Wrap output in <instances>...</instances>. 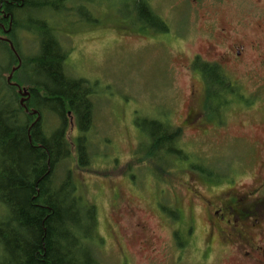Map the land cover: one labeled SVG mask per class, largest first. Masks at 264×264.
<instances>
[{"label":"rangeland","instance_id":"374dc122","mask_svg":"<svg viewBox=\"0 0 264 264\" xmlns=\"http://www.w3.org/2000/svg\"><path fill=\"white\" fill-rule=\"evenodd\" d=\"M68 2L54 9L62 11L66 8V15L56 14L50 22L64 35L63 45H68L70 49H67L71 50V55L66 57L70 65L69 72L94 83L98 93L93 109L96 137L89 147L94 171L76 174V181L87 200L98 211V233L103 239L99 258L104 264H227L224 256L217 253L212 255L214 258L210 262L192 256L187 247L188 250L176 246L165 249L168 226L151 208V201L160 200L161 194L156 195L157 191L166 188L172 190L174 187L186 202H189L191 195L194 196L195 191L208 195L200 182L187 179L196 180L200 176L197 172L186 170L190 159H177L176 167L179 168L166 175L167 181L164 182L159 179L165 178L158 179L153 175L151 168L147 167L149 164H137L134 159L140 140L145 141L146 133L149 132L150 127L145 129L149 120L162 122L168 118L171 127L178 128L189 103L187 76L181 71L180 65L192 55L195 47L201 46L199 40L205 37L204 33L198 27L194 29V37L179 50L161 47L160 41L147 43L144 36L122 38L115 35L111 26L131 34L144 33H137L140 27L131 26L130 18L122 19V16L116 15L122 13L126 3L96 0L90 10H93V18H99L98 23L104 25L98 29V23H88L81 16L80 9ZM172 2L177 1L152 0L157 14L166 16L170 27L180 31L182 24L188 21L189 6L179 2L175 12H171L169 5ZM223 7L229 11L226 0ZM97 11L99 14H96ZM29 16L40 20L48 15L36 12ZM74 30L79 31L72 33ZM32 38L28 34V37L20 40V48L27 56L35 52V43L27 40ZM5 60V54L0 52V64ZM246 67L249 69H243ZM239 69L242 70L230 71L228 77L238 84L239 89L242 88V97L237 98L228 93L223 97L233 100L226 112L224 127L213 129L211 124L205 123L210 118H198L180 130L179 142L181 148L192 157L191 161L220 168H235L234 174L242 171L237 176L239 182H248L258 173L264 161V71H252L251 66ZM240 98L243 103H239ZM215 103L218 105L220 102L214 100L213 105ZM245 105L254 107L243 108ZM198 126L208 132L200 133ZM76 131L71 118L68 137L72 138ZM182 171L184 173L177 177L180 180L175 179L176 173ZM162 201L166 200L163 198ZM128 210L132 211L129 215L126 214ZM200 212L198 210L197 213ZM140 221L149 230L143 233L132 231L130 224ZM195 221L200 247L193 252L197 253L203 249L205 220L196 218ZM151 232H155L154 238L150 237ZM142 238L149 239L151 244L139 250ZM153 247L155 250L151 252ZM181 251L183 254L179 255Z\"/></svg>","mask_w":264,"mask_h":264},{"label":"trees","instance_id":"16d2710c","mask_svg":"<svg viewBox=\"0 0 264 264\" xmlns=\"http://www.w3.org/2000/svg\"><path fill=\"white\" fill-rule=\"evenodd\" d=\"M68 1L83 12L85 3L91 6L96 0H0V24L8 27L5 37L21 62L11 83L29 93L21 105L17 89L6 82L17 58L0 41L6 59L0 64V264H104L98 255L103 239L98 233L97 208L76 181V174L94 171L89 147L96 137L92 99L98 93L94 83L69 73L64 35L50 22L56 14L66 15V8L54 9ZM123 1L144 6L157 19L147 0ZM142 11L135 10L132 26L144 27L135 19ZM36 12L48 16L31 19L30 13ZM28 34L33 38L27 40L36 45L30 56L20 48V40ZM204 80L231 82L210 68ZM231 89L237 93L236 87ZM206 93L214 99L219 91L208 87ZM232 101L226 100L227 108ZM71 118L77 131L69 138ZM145 127H150L149 132L145 141L140 140L134 159L137 164H149L156 178L166 179L177 170V159H190L186 170L195 173H235V168H204L201 162L191 161L180 146L181 131L172 128L167 118L149 120Z\"/></svg>","mask_w":264,"mask_h":264},{"label":"flooded vegetation","instance_id":"af4514ba","mask_svg":"<svg viewBox=\"0 0 264 264\" xmlns=\"http://www.w3.org/2000/svg\"><path fill=\"white\" fill-rule=\"evenodd\" d=\"M119 1L126 3L123 0ZM176 1L169 5L171 12H175L174 9L179 2L189 6L188 21L182 24L180 31L170 27L166 16L157 14L152 0L147 2L157 19H153L144 6H135L131 3L123 5L121 14L116 13L118 17L122 16V19L130 18L131 24L135 10H143L141 15L137 14L135 18L137 25L144 24L145 31H137V33L144 32L143 34H131L122 32L118 27H111L118 37L144 36L147 43L160 41L161 47H174L176 50L194 37V29L200 28L205 35L199 40L201 46L195 47L192 55L186 57L180 65L181 71L187 76L189 103L178 128L182 129L189 122L205 116L210 118L208 124H211L213 129L222 128L228 110L226 99L223 97L226 93L233 94L231 87H237V83L211 84L204 80V73L208 68L215 69L228 78L230 71L242 70L239 69L242 66H251L252 71H264V0H226L228 12L223 7L225 0ZM99 11L96 14H99ZM92 15L93 10H90L89 4L85 3L81 16L88 23H98L99 18H93ZM97 26L98 29L104 27L99 23ZM0 28L5 34L0 36V39L7 43L9 39L5 36L8 27L4 29L0 24ZM208 87L219 91L214 95L216 96L214 99L220 102L218 105L216 103L213 105L214 99L210 97L211 94L206 93ZM221 88L226 89L222 92ZM233 95L242 97V90L239 89L238 93ZM240 100L243 103L242 98ZM246 107L254 106H243ZM198 130L202 134L208 132L199 126ZM224 172L226 171H212L209 174L205 171L201 176H197L196 180L187 178L192 182H200L208 193L202 195L195 191L189 202H186L184 196L174 190L173 186H169V188L173 187L172 190L166 188L157 191L156 195L161 194L160 200L151 201V208L163 224L168 226L165 249H169L170 246H176L178 249L187 247L192 256L202 257L210 262L214 258L212 255L217 253L224 256L227 264H264V161L261 162L258 173L248 182H239L237 179L242 171L237 174ZM188 193L191 194L189 191ZM163 198L165 202L162 201ZM197 206L201 211L199 214ZM131 213V210L126 212L128 215ZM196 218L204 219L205 224L203 249L194 253L193 250L200 247L196 236ZM130 227L136 233L149 230V227L141 221L130 224ZM154 234L155 232H151L150 237L154 238ZM148 244H151V241L142 238L138 249L142 250ZM154 250V247L151 248V252ZM161 251L164 252V248Z\"/></svg>","mask_w":264,"mask_h":264},{"label":"water","instance_id":"95a60500","mask_svg":"<svg viewBox=\"0 0 264 264\" xmlns=\"http://www.w3.org/2000/svg\"><path fill=\"white\" fill-rule=\"evenodd\" d=\"M10 48H11V50H13V47H12L11 44H10ZM14 70H15V69H13V70L11 71L10 75H9L8 78H7V82H8V83L10 82L11 75H12V73H13ZM18 90H19L18 93H19V95L21 96V101H20V103L23 104V101L27 100V98H28V96H29V93H28L27 91H25V90H20V89H18Z\"/></svg>","mask_w":264,"mask_h":264}]
</instances>
